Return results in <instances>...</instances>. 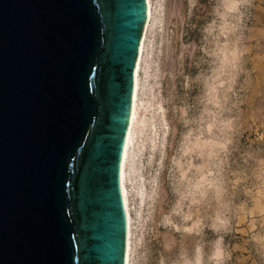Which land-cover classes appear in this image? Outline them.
Here are the masks:
<instances>
[{
  "label": "water",
  "instance_id": "1",
  "mask_svg": "<svg viewBox=\"0 0 264 264\" xmlns=\"http://www.w3.org/2000/svg\"><path fill=\"white\" fill-rule=\"evenodd\" d=\"M146 0H0V264H124L120 164Z\"/></svg>",
  "mask_w": 264,
  "mask_h": 264
},
{
  "label": "rangeland",
  "instance_id": "2",
  "mask_svg": "<svg viewBox=\"0 0 264 264\" xmlns=\"http://www.w3.org/2000/svg\"><path fill=\"white\" fill-rule=\"evenodd\" d=\"M150 1L130 264H264V0Z\"/></svg>",
  "mask_w": 264,
  "mask_h": 264
},
{
  "label": "bare ground",
  "instance_id": "3",
  "mask_svg": "<svg viewBox=\"0 0 264 264\" xmlns=\"http://www.w3.org/2000/svg\"><path fill=\"white\" fill-rule=\"evenodd\" d=\"M147 4V11H146V21L144 24L142 36L140 39L139 49H138V55L137 60L135 64L134 69V83H133V93H132V101H131V109H130V116H129V126L126 132L125 136V142L123 146V152L121 157V164H120V188H121V194L123 198V205L125 209L126 214V247H125V259L124 264H130V212H129V199H128V193L126 188V165H127V157H128V150L131 144V136L133 131V126L135 122L137 121V115H138V91H139V74L141 69V63L145 48V39H146V33L147 28L151 19V1L146 0Z\"/></svg>",
  "mask_w": 264,
  "mask_h": 264
}]
</instances>
